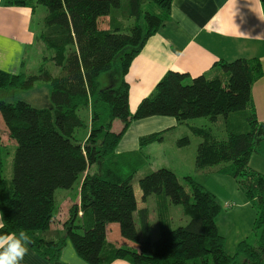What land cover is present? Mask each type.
I'll list each match as a JSON object with an SVG mask.
<instances>
[{"label":"trees","instance_id":"1","mask_svg":"<svg viewBox=\"0 0 264 264\" xmlns=\"http://www.w3.org/2000/svg\"><path fill=\"white\" fill-rule=\"evenodd\" d=\"M172 0H3L4 7H24L34 15L42 6L46 15L38 32L50 61L60 69L52 76L41 64L36 74L13 75L0 70V94L26 91L37 81L49 85V106L34 108L23 101L0 100V116L15 142L10 179L0 176V235L24 231L29 246L52 264L70 241L76 255L88 264H264V175L249 166L264 139V123L255 115L253 84L262 76L257 59L220 61L211 72L191 78L169 71L131 114L125 76L133 59L169 16ZM110 84L101 86V77ZM90 106V130L84 142L75 131L86 129L79 112ZM170 117L186 124L177 148L198 138L192 154L200 173L230 177L255 210L249 239L236 252L224 250L216 219L215 197L184 177L161 167L141 180L114 175L104 161L115 150L133 121ZM221 118L223 138L210 128L187 122ZM114 121L122 128L112 129ZM162 132L143 136L140 147L163 140ZM142 151L128 157L143 156ZM117 155V154H116ZM124 156V155H123ZM127 157V156H124ZM128 159V158H125ZM131 159V158H130ZM129 161V159H128ZM97 167L90 173L91 167ZM79 205H72L61 231L48 235L55 214V192L79 184ZM155 199L158 236L151 237L144 199ZM179 206L187 217L176 228L170 208ZM80 214V215H79ZM138 218V227L135 221ZM80 216V217H79ZM117 228L121 246L107 242ZM114 238V237H113ZM128 245L129 247H126Z\"/></svg>","mask_w":264,"mask_h":264},{"label":"crops","instance_id":"2","mask_svg":"<svg viewBox=\"0 0 264 264\" xmlns=\"http://www.w3.org/2000/svg\"><path fill=\"white\" fill-rule=\"evenodd\" d=\"M33 16L28 8L4 7L3 0H0L1 71L13 75H31V71L27 70H30V65L34 63L36 57L38 59L37 44H41L39 51L44 50L42 43L37 40L38 32L33 28ZM32 57L35 60L33 59L31 62ZM239 58L257 59L261 65L262 76L253 84L251 97L255 106L256 118L260 123H264V0H172L168 18L156 34L147 40L141 52L131 62L125 76V81L129 86V112L133 114L136 111L139 103L152 92L159 80L169 71L187 74L189 77L195 78L211 72V68L220 61L232 62ZM48 106L49 104L46 107ZM80 113L87 124L84 131H79V141L84 142L90 130V106L80 110ZM181 126L170 117H150L133 121L117 145L115 153L118 156L128 157L135 152H145V150L164 152L166 142L169 141L171 148L176 149V152L180 154L189 148H175L174 146L176 140L184 132ZM121 128L120 121L113 122L112 129L114 131L118 132ZM159 132H162L164 137L162 142L150 144L147 149L140 147L139 139L141 137ZM9 148L15 151L16 144L9 137L0 116V176L5 179L11 177L10 169L7 177L3 175V155L9 152ZM191 163L193 164L192 156ZM173 166L181 167L183 163L181 161L169 162L166 157L161 158L158 163V167L170 168L175 172ZM249 166L264 175V139L258 152L251 156ZM96 168L91 167L89 172H95ZM227 180L231 182L228 183L229 188L238 191L235 182L231 179ZM79 185L80 182L75 189L74 185L72 189L62 193L59 205L61 214L56 220L55 217L58 213L56 212L48 235L51 236L53 232L61 231L63 223L68 218L70 207L75 204L79 205ZM239 198L241 202L234 197L238 206L235 207V211L243 216L244 223L250 227L252 217L246 211L250 206L249 202L241 192H239ZM144 206L149 211L151 237L156 239L158 226L154 197H146ZM232 212L229 213V216ZM173 213L182 214L178 209L171 207V219ZM226 216L229 217L224 215L217 220V223ZM186 218L182 214L178 225L186 223ZM247 218L248 221H246ZM54 219L55 223H53ZM135 221L138 227L137 215H135ZM238 222L239 226H242L239 220ZM216 226L219 232L218 224ZM111 232L114 238H110L108 235L107 242L116 247L121 246L122 241L118 240L117 228L111 226ZM246 238L247 236L240 235L232 249L233 253L229 251L226 253L233 255L239 244L238 241ZM126 247L129 246L126 245ZM60 262L62 264H88L76 255L68 241L61 251ZM21 264L52 263L40 257L28 245V254ZM109 264L129 263L124 260H115Z\"/></svg>","mask_w":264,"mask_h":264},{"label":"rangeland","instance_id":"3","mask_svg":"<svg viewBox=\"0 0 264 264\" xmlns=\"http://www.w3.org/2000/svg\"><path fill=\"white\" fill-rule=\"evenodd\" d=\"M45 15H46V9L44 7L39 6L36 8V11H35L34 16H33V28L37 32H39L41 29L42 19ZM37 35H38V33H37ZM40 45L37 44V46H36V53L38 54V59L36 57V60H35L32 57L31 62L33 61V59L35 61L32 65H30V70H27V71H29V72L31 71L30 72L31 74H36L40 65L44 64L45 69L52 76H57L60 72V69L58 67H55L52 63H50V61H43L44 57L49 58V56L51 55V52H48L46 50L39 51V47H41ZM31 66H32V69H31ZM100 84H101V86H108L110 84V82L108 81L107 78L103 77L102 79H100ZM47 85H48V83H46V82L37 81L34 84L33 88H31L29 90L16 91V92H14V90H13L11 93H9L8 96L0 94V100H4L8 103H14L16 101H23V102H26L30 106L37 108V109L45 108L49 104V99H48V95H49V87L48 86L49 85L48 86ZM80 116L83 118L81 113H80ZM187 123L192 125V126L210 128V129H212L213 134L217 138H223V136H224L221 118H219L215 124H211L205 118L190 120ZM181 129H182V131L187 132L186 124H183L181 126ZM81 130L84 131V129H82V128H79L75 131V136L78 140L80 139L79 138V131H81ZM197 142H198V138H196L194 136H190V144L188 146L189 148H187L186 150H184V152H182L180 154L178 152H176V149L171 148V144L169 143V141L166 142V149L164 150V152L163 151L159 152V151H153V150H151V151L145 150V152L143 153V156H140L139 158H137V157H124V156H118L115 154L114 157L110 156V157H107L105 159L104 168H105V170L111 171L115 176L122 174L125 177L130 175L132 172L135 171L136 173L133 174V182L135 183V182L141 180L147 174H149L155 170H158L160 168V167H158V163H159V160L161 158L166 157L169 159V162H173V163H176L177 161H181L183 163V166H181V167L173 166L172 167L175 170V173L177 174V178L179 180V183L185 187L187 192H189L190 189L188 188V186H186V183L184 181V177L193 178V180L196 183H198L205 190L210 192L215 197V200L218 202V204L220 205L221 210H220V213L216 219V224H218L220 234L221 235L223 234L222 236L224 237V250L232 252V249L236 244V240H238V238H240V235L241 236H247V238L249 239L250 233L252 232L251 231L252 230V224H253L254 219L256 217L255 210L252 211L250 204H249L250 205L249 208H247V210H246L247 213L250 215V217H252L251 225L249 227L244 223L243 216H241L240 214L237 213V211H235V207L237 206L236 205L237 204L236 199L241 202V200L239 198V192L240 191L238 189H237L238 191H235V190H233V188L232 189L229 188L228 183H231V182H229L227 179H231V178H229L228 176H226L224 174H219L217 172L200 173L195 169V167L191 163V156L193 154V151H195ZM174 146L176 148V144ZM147 147H148V145L144 146V149H147ZM8 151L9 152L7 154L4 153V155H3V161H4L3 162V166H4L3 175L6 177L8 175L9 169H10V175H12V162H11V160H12V156L14 155L13 153L15 152L10 148L8 149ZM125 158H128L129 161H128V159H125ZM76 185L74 186V189L76 188ZM235 186L237 187V184H235ZM65 191H68V190H57L55 192V201H56V203H55L56 204L55 214H56V212H58L56 217L54 216L56 218V220L59 219V215L61 214V212L59 210V205H60L61 198H62L61 195H62V193H65ZM71 191H73V190H71ZM234 197L236 199H234ZM228 205H231V207L229 208ZM172 208H176L179 211H181V208L179 206H175ZM231 211H233V212H232L231 216H229V213ZM252 213H253V215H252ZM181 215L182 214H177V213L172 214V221H173L174 228L180 226L178 224H179V219H180ZM224 215H228L229 217L226 216V217H224L223 220H220L221 223H220V221L217 223V220ZM237 219L241 222L242 226H239L240 223L238 222ZM56 220L53 223H55ZM246 221H248V218L246 219ZM237 226H239V227H237ZM245 232H247L246 235H245ZM247 238H246V240H248ZM241 241H243V239H240L238 242H241ZM68 243L72 246L70 241H68Z\"/></svg>","mask_w":264,"mask_h":264},{"label":"clouds","instance_id":"4","mask_svg":"<svg viewBox=\"0 0 264 264\" xmlns=\"http://www.w3.org/2000/svg\"><path fill=\"white\" fill-rule=\"evenodd\" d=\"M29 244L30 238L24 231L0 235V264H21Z\"/></svg>","mask_w":264,"mask_h":264},{"label":"built area","instance_id":"5","mask_svg":"<svg viewBox=\"0 0 264 264\" xmlns=\"http://www.w3.org/2000/svg\"><path fill=\"white\" fill-rule=\"evenodd\" d=\"M228 207L230 208V207H231V205H228Z\"/></svg>","mask_w":264,"mask_h":264}]
</instances>
